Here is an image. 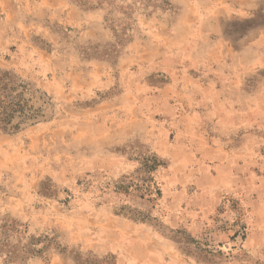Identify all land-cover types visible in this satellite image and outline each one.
<instances>
[{
  "label": "rangeland",
  "instance_id": "374dc122",
  "mask_svg": "<svg viewBox=\"0 0 264 264\" xmlns=\"http://www.w3.org/2000/svg\"><path fill=\"white\" fill-rule=\"evenodd\" d=\"M83 1L0 0V67L50 98L0 130V218L55 237L22 264H264V0H171L125 37Z\"/></svg>",
  "mask_w": 264,
  "mask_h": 264
},
{
  "label": "trees",
  "instance_id": "16d2710c",
  "mask_svg": "<svg viewBox=\"0 0 264 264\" xmlns=\"http://www.w3.org/2000/svg\"><path fill=\"white\" fill-rule=\"evenodd\" d=\"M81 6L86 5L79 0ZM90 3V9L102 8L109 15L114 11L121 14L122 26L121 35L125 37L134 12L144 16H150L157 10H165L173 7L171 0H95ZM122 2V4H117ZM117 8V9H116ZM135 14V13H134ZM112 21V19H110ZM119 26V25H117ZM119 44L118 40L116 42ZM118 52V51H117ZM50 98L45 92L37 88L32 82L23 78L12 69L0 67V130L14 133L21 128L35 124L47 117V106ZM140 168L143 172L150 174L161 165L156 155L152 154L138 158ZM139 181V180H137ZM149 176L147 180L142 179L143 191L140 197L150 196L152 193L159 194ZM139 188L138 182L130 181L126 185L120 184L118 188L133 187ZM134 189V188H133ZM55 237L48 235L34 236L27 234V228L19 220L9 215L0 218V255L3 262L22 264L28 260L40 257L54 245ZM60 253L66 254V248H58ZM74 264H104V259L94 261L95 255L92 252H81L72 250L68 254ZM112 257V256H111Z\"/></svg>",
  "mask_w": 264,
  "mask_h": 264
}]
</instances>
